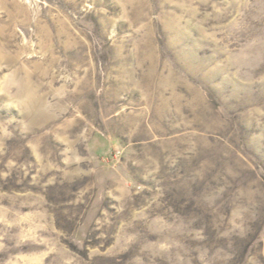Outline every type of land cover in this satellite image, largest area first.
I'll list each match as a JSON object with an SVG mask.
<instances>
[{
	"label": "rangeland",
	"instance_id": "1",
	"mask_svg": "<svg viewBox=\"0 0 264 264\" xmlns=\"http://www.w3.org/2000/svg\"><path fill=\"white\" fill-rule=\"evenodd\" d=\"M0 264H264V0H0Z\"/></svg>",
	"mask_w": 264,
	"mask_h": 264
}]
</instances>
